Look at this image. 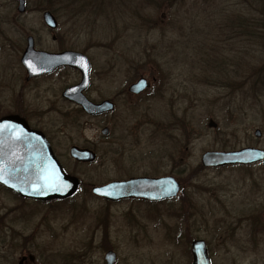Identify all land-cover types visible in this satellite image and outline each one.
<instances>
[{"label":"rangeland","instance_id":"obj_1","mask_svg":"<svg viewBox=\"0 0 264 264\" xmlns=\"http://www.w3.org/2000/svg\"><path fill=\"white\" fill-rule=\"evenodd\" d=\"M252 7L243 0H26L19 13L17 3L0 0V116L40 111L61 165L80 182L70 201L50 204L22 206L0 191V255L12 231L21 234L12 243L14 264L20 255L36 264H52L49 255L55 264L66 255L93 254L97 261L108 250L118 264H191L195 240L211 247L214 264H264V227L246 225L251 217L264 221V163L200 165L206 152L264 150V40L250 36H257L248 27L257 25L260 10ZM46 12L54 29L43 21ZM28 36L37 50L88 57L89 98L112 100L111 114L90 118L32 90L19 63ZM139 79L151 88L132 96L127 90ZM76 81L73 72L68 82ZM51 107L60 114L48 113ZM105 127L108 137L100 133ZM72 145L92 150L95 162L75 165ZM163 174L176 179L181 192L152 208L155 217L142 205L106 204L90 194L114 180ZM20 206L31 216L6 218ZM228 238L234 249L226 257Z\"/></svg>","mask_w":264,"mask_h":264},{"label":"water","instance_id":"obj_2","mask_svg":"<svg viewBox=\"0 0 264 264\" xmlns=\"http://www.w3.org/2000/svg\"><path fill=\"white\" fill-rule=\"evenodd\" d=\"M18 4L17 11L24 13L25 0H15ZM43 21L54 29L56 24L49 13L43 14ZM31 62L32 67H29ZM21 64L29 78L47 75L61 67H69L80 72L82 80L80 84L68 88L64 92V98L79 106L90 115H100L110 109L108 102L93 104L83 96V91L88 86L89 73L87 58L79 53L65 51L58 54L35 50L33 39L28 37L26 49L21 58ZM139 84L143 80L138 81ZM143 88L131 86L130 93L138 94ZM0 126H7L0 131V168L4 169L5 183L0 184L12 190L22 198L39 202L53 200H65L72 197L78 190L77 178L67 175L59 162L52 155L48 143L40 132L31 131L25 121L18 116H8L0 119ZM208 128L215 129L217 125L209 120ZM103 130L102 134H106ZM254 136L259 138L261 133L256 130ZM16 148L25 150V158L15 160L6 155L7 149ZM70 158L78 163H92L95 154L89 150L72 147ZM264 154L256 148H243L232 152H206L200 158V164L204 168H219L236 164H252L262 160ZM60 182L61 190L55 191L47 188L46 181ZM39 189V190H38ZM96 196L107 201L116 202L123 198H143L148 201H161L173 198L179 191L178 182L171 178L165 179H130L126 182H112L102 187L93 189ZM192 264H210L207 257L204 242L195 241L192 244ZM108 264L114 261V254H106Z\"/></svg>","mask_w":264,"mask_h":264},{"label":"flooded vegetation","instance_id":"obj_3","mask_svg":"<svg viewBox=\"0 0 264 264\" xmlns=\"http://www.w3.org/2000/svg\"><path fill=\"white\" fill-rule=\"evenodd\" d=\"M33 43H34V40H33ZM39 51H43V50H39ZM65 51H71V50H68V49L67 50L58 49L56 52H49V53L58 54V53H62V52H65ZM23 52H24V50H23ZM23 52H22V55H23ZM45 52H47V51H45ZM22 55L19 57V63H20V65H21ZM87 60L89 62V66H90V72H89V75L87 77L88 78V86L83 91V96L87 100H89L91 103L96 104V105L101 104L103 102H108L110 104V109L107 112L102 113L100 115H90V114L84 112L78 106H76L74 104H71L68 100H66L64 98V92H65V90L68 89V88H71L73 86H76V85L80 84V82L82 80V76H81L80 72H78L77 70H74V69H71V68H68V67H61V68L56 69L51 74L41 75V76L34 77V78H29L27 76L25 70L22 68V65H21V68H22V71L25 74V78H24L25 83H29V84L31 83V86H34V88L32 90H35V91L39 92V94H41L42 96H44L46 94H49V95L51 94V97L54 100H61L63 103H65L68 106H74V108L77 111L83 113L87 117H90V118H102V117H104L106 115L111 114V112L115 109V104L113 103L112 100H103L101 102H93V101L90 100V98H89V91H90V88H91V85H92V83H91L92 67H91V64H90V61H89V58L88 57H87ZM73 72H75L77 74L78 81H76L75 83H69L68 82L69 81V76ZM131 86H138V87L143 88V89L140 91V93L134 94V93H130L129 92V88ZM129 88H128L127 91H128V93L130 95H132V96H139V95L143 94L144 92L148 91L151 88V85L148 84V82H146V81H143V83H141V84H139L138 81H136L135 83L131 84L129 86ZM46 100L48 101V100H50V98H47ZM51 109L53 111H49L48 110L47 112L48 113H59L60 112L58 107H56L55 110L52 107H51ZM36 113H40V111H34V110H31V109L28 110V111H26V110L20 108L17 111L7 112V113L1 115L0 116V119L5 118V117H8V116H18L19 118L23 119L25 121V123L27 124L28 128L31 131H35V132L42 133V135L44 136L46 142L49 145V148L51 150L52 155L60 163L59 157H58V153H57V150H56V147L54 146V141H53L54 140L53 139V134L54 133L50 130V127H49L48 124H45L41 119L37 118ZM103 130H107V133L106 134H102V137H108L109 136V133H110L109 129L105 127L102 130H100V133H102ZM72 147H76V146H74V145L70 146L69 152H70V149ZM77 148H80V147H77ZM80 149L86 150V148H84V147H81ZM256 149L262 151L263 154H264V150H262L260 148H256ZM88 150H90V149H88ZM24 151L25 150H20V149L17 150L16 148H10V149H7V151H4V152H6V155L8 157L12 158V159H15V160H17V159L20 160L21 159L22 160V159L25 158V152ZM164 158H165V155H164ZM71 161L75 165L76 164L77 165H82V164H79V163L75 162L72 159H71ZM164 161H165V159H164ZM262 163H264V157H263L262 160H260L258 162H255V163H252V164H242V165L236 164V165H229V166H232V167H240L242 169H245V168H250V167H253V166H256V165H260ZM60 165H61V163H60ZM62 168H63V166H62ZM63 170L65 171L64 168H63ZM130 179H135V180H137V179H165V175L163 174V175H159V176H153V175L131 176V177L126 178V179H123V180H114V181H111V182H125V181H128ZM108 183H110V182H108ZM107 184H105V185H107ZM102 186H104V185H102ZM0 191L1 192H5L6 194L11 195L12 197H15L16 199L20 200V202L22 203V206L26 203V201L33 202V200H27L25 198L20 197L18 194H16L15 192H13L10 189L4 187L1 184H0ZM78 192H79V190L77 191V193ZM90 194L94 198H97V199L105 202L106 204H116V203H119L120 204V203H123V202H131V203H136V204L142 205L144 208L151 209V210H152V208L165 205V199L164 200H161V201H156L155 202V201H148V200H145L143 198H133V197H131V198H123V199H120V200H118L116 202H110V201H107V200H105L103 198L97 197L95 195L94 191H93V188L90 190ZM177 196L178 195H176L175 197H177ZM70 200L71 199L66 200V201H70ZM168 201H170V200H168ZM168 201H166V202H168ZM61 202H63V201H61ZM36 203H40V202H36ZM50 203H53V202H49L47 204H50ZM14 208H16V207H13V209ZM23 208L24 207H21L20 206V209L17 212L14 211V212L7 213V217L6 218H8L10 220H17L18 221V219L22 220L24 218V216L25 217L26 216H31V214H32L31 212L29 214H24V212H22V209ZM151 210H146V211H144V213L145 214L148 213V215H149V212H147V211H150V212L153 213V215L151 217H155L154 211L153 210L151 211ZM7 211H10V210H7ZM151 217H148V218H151ZM263 219H264V217H263ZM131 220H132L133 227H138V225H137V223L135 221V218H132ZM129 222H130V219H129ZM260 223H264V221L260 222L258 218L251 217V218H248L247 219L246 225H249V227L252 230H259L260 228L264 227V224H260ZM129 225L132 226L131 223H129ZM234 228L235 227H232L230 230H235ZM10 232H11L10 233V236L7 237L8 240H9V242L4 247L3 255H0V256L3 257L1 260H3L5 263H7V264H14L15 258L13 256V254L11 253V251H12V243L20 242L19 239L21 238V234H15L12 231H10ZM7 233H9V232H7ZM7 233L5 231V233H4L5 236H6ZM205 246H206V250H207V256H208L211 264H214L213 263V257H212L211 247L206 242H205ZM233 249H234L233 239L232 238H228V242H227V245H226V251H225L226 254H225V256L226 257L232 256L233 255ZM108 252H112L114 254V261H113L112 264H118L117 255L115 254V252L113 250L106 251V253L102 256V258L99 259V260H97V261H94L93 260V254H83V255H79L78 257H77V255H74L73 257H71L72 259H66L67 258V255H66L65 256V259H62L60 261L59 260H55V261L56 262H59L57 264H63L62 261L63 262H69L70 260H76L78 262H81V264H108L107 263V260L105 258L106 257V254ZM189 255H190L191 259H192L191 244H190ZM52 257H54V255H49L47 257L48 259H46V260L48 262L52 263V264H55L54 263V260L53 259H50ZM36 261L32 257H29L28 258L26 255H20L19 258H18V260H17V264H36ZM99 261H100V263H97Z\"/></svg>","mask_w":264,"mask_h":264},{"label":"trees","instance_id":"obj_4","mask_svg":"<svg viewBox=\"0 0 264 264\" xmlns=\"http://www.w3.org/2000/svg\"><path fill=\"white\" fill-rule=\"evenodd\" d=\"M245 4H248L249 7L253 8L252 5L260 6V10L258 9L259 19H257V25L255 27L253 25L249 26L248 29L250 32H256L254 35H250L253 38H257L261 41L264 40V0H243ZM261 80H264V77L261 78Z\"/></svg>","mask_w":264,"mask_h":264},{"label":"snow or ice","instance_id":"obj_5","mask_svg":"<svg viewBox=\"0 0 264 264\" xmlns=\"http://www.w3.org/2000/svg\"><path fill=\"white\" fill-rule=\"evenodd\" d=\"M29 67H32L31 62H29ZM7 126H0V131H3ZM0 180H3V182L7 183L8 181L4 179V169L0 168ZM47 188L53 189L55 191H60L61 190V184L60 182L57 181H52V180H48L46 181V185ZM39 190V189H38Z\"/></svg>","mask_w":264,"mask_h":264}]
</instances>
